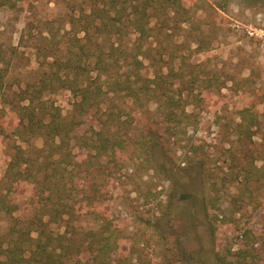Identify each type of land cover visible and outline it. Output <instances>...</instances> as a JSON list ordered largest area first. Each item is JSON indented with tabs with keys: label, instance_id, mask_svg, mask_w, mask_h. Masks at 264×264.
I'll use <instances>...</instances> for the list:
<instances>
[{
	"label": "trees",
	"instance_id": "trees-1",
	"mask_svg": "<svg viewBox=\"0 0 264 264\" xmlns=\"http://www.w3.org/2000/svg\"><path fill=\"white\" fill-rule=\"evenodd\" d=\"M1 5L14 6L15 2L0 0ZM191 12L192 6L186 0H92L87 8L70 14L66 33L71 36L65 45L53 33L42 36L37 45L43 57L41 70L12 92L7 84L11 67L8 57L15 51L0 44V106L10 105L19 116L11 132L5 133L21 141L0 179V264H133L128 256L122 258L123 262L114 257L119 249L117 225L102 215L101 185L87 182L90 170L95 177L104 158L115 169L110 172L113 179L117 170L130 164L133 171L145 167L168 181L164 195L169 204L162 212V221L187 215L188 228L195 217H205L212 246L209 252L216 264H264V224L240 228L232 217L245 208L248 200H255L264 187V149L258 142L257 148L254 140L261 126L259 113L250 107L238 112L236 142L250 162L240 176L238 164L242 158L234 152L237 163L226 173L234 189L226 192V203L211 159L208 165L201 159L194 160L195 164L184 170L179 166V157L164 151L158 141L143 132L141 136L132 134L135 116L125 108L130 101H125V106L115 102L122 94L139 109L144 96L156 95L168 120L167 132L175 137L185 130L184 122H192L182 88L172 86L176 82L166 84L151 78V68L144 62L150 51L146 41L156 25L182 27L191 19ZM173 56L185 63L176 52ZM170 71L172 76H181L175 74L174 67ZM60 88L69 89L76 98L69 117L47 97ZM104 104L112 110L103 109ZM86 116L95 123H91L92 142L88 143L84 134L85 143L80 146L94 150V160L78 159L71 146ZM197 147L191 142L182 155L189 160L195 158ZM25 185H31L32 192L22 203L27 208L13 199V193ZM87 215L95 218V226L83 224ZM162 225L159 222L160 228ZM223 225L236 228L241 241L238 247L236 243L217 247ZM186 228L183 235L188 233ZM177 241V248L184 254L182 238ZM207 256L200 254L202 263H209ZM180 263L200 262H192L184 254Z\"/></svg>",
	"mask_w": 264,
	"mask_h": 264
},
{
	"label": "rangeland",
	"instance_id": "rangeland-1",
	"mask_svg": "<svg viewBox=\"0 0 264 264\" xmlns=\"http://www.w3.org/2000/svg\"><path fill=\"white\" fill-rule=\"evenodd\" d=\"M91 1L30 0L27 3L23 0H11L15 2L14 6H0V44L10 50L14 48L15 51V54L8 57L11 59V67L7 84L11 92L25 86L41 70L43 57L38 54L37 45L42 36L53 33L65 45L71 36L66 33L70 29V14L87 8ZM186 1L192 6L191 19L185 21L182 27L156 25L152 36L146 41L145 46L150 51L144 62L151 68V78L166 84L176 82L172 86L182 88L187 103L186 113L191 115L192 122H184L185 130L175 137L167 132L168 120L156 95L144 96V104L139 109L135 108L129 97L124 98L122 94L116 96L115 102L125 106L127 103L124 102L130 101L125 108L135 116L132 134L141 136L143 132L147 137L158 141L164 151L179 157V166H184V170H189L195 164L192 163L194 160L201 159L207 165L212 160L211 168L219 182L220 194L224 195L222 199L225 200L226 192L234 189V183L226 175L232 164L237 163L233 160L234 152L242 158L238 164L241 168L240 176L243 168L250 162L236 142L235 125L242 108L250 107L259 113L261 126L254 140L256 147H259L256 145L258 142L264 149V2ZM175 52L185 63L181 64L180 60L174 59ZM171 67H174L175 74L178 72L181 76L168 74ZM154 68H157L158 76ZM195 93L199 97H194ZM47 97L60 106L65 116L71 115L76 98L69 89L60 88ZM107 104H104L103 109L112 110ZM18 117L10 105L4 103L0 106V128L4 129L0 132V179L16 146L21 144L17 137L6 134L11 132ZM91 118L85 117V122L76 131L80 137L71 141L78 159L94 160L95 157L94 150L80 146L85 143L84 134L89 138L86 141L92 142L91 123H95ZM111 128H115L114 124ZM177 139L180 143H176ZM37 142L41 144V140ZM191 142L198 146V155L189 160L190 157L182 154ZM180 144H186L187 147ZM259 159L261 165L262 159ZM99 165L95 177L91 173L92 169L90 170L87 182H98L101 185L104 196L102 215L117 225L119 249L114 255L116 259L123 262L122 258L128 256L133 264H181L180 260L185 254L192 262L204 264L200 254L205 253L208 255V264H216L215 256L209 252L212 246L205 217H195L188 228L187 215L172 221H162V212L167 210L169 204L164 195L169 189L168 181L156 177L152 169L139 167L133 171L130 164L117 170L116 179H113L110 172L115 169L108 158H104ZM220 178L226 179V182ZM31 194V185H25L22 190L13 193V199L22 205ZM256 196L255 200L247 201L241 212L232 216L238 227H258L264 224V187L259 189ZM225 201L227 203L228 200ZM23 208L27 206L24 205ZM29 210L32 211V207ZM159 222L163 224L162 228L159 227ZM94 223L96 220L93 216L87 215L83 220L86 227L95 226ZM170 226L173 227L172 232ZM185 228L188 233L183 235ZM222 228L216 240L217 247L222 249L227 243H236L235 247H238L241 241L236 228L232 225H223ZM159 231H164L161 233L164 238ZM181 238L184 254L176 244Z\"/></svg>",
	"mask_w": 264,
	"mask_h": 264
}]
</instances>
